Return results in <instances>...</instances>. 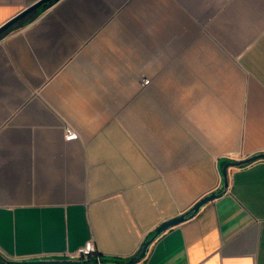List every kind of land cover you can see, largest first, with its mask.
Listing matches in <instances>:
<instances>
[{
    "label": "crops",
    "instance_id": "0c3cea01",
    "mask_svg": "<svg viewBox=\"0 0 264 264\" xmlns=\"http://www.w3.org/2000/svg\"><path fill=\"white\" fill-rule=\"evenodd\" d=\"M40 0H0V27ZM150 79L148 85H142ZM71 127L75 136L66 140ZM264 153V0H58L0 37V251L130 258ZM136 264H264V160Z\"/></svg>",
    "mask_w": 264,
    "mask_h": 264
},
{
    "label": "water",
    "instance_id": "95a60500",
    "mask_svg": "<svg viewBox=\"0 0 264 264\" xmlns=\"http://www.w3.org/2000/svg\"><path fill=\"white\" fill-rule=\"evenodd\" d=\"M51 0H40L37 3L27 7L21 13L10 19L7 23H5L2 27H0V37L7 33L11 27L16 24L18 21L24 19L26 16L31 14L32 12L39 9L44 4L48 3ZM264 160V153H257L255 155H251L250 157L239 160V161H229L225 165L222 166V178L223 182L220 188L204 198H202L198 203H196L191 209L187 212L183 213L178 217L170 218L160 224L150 236H148L141 248V252L131 256L130 258H123L120 261H101L98 260L97 263H88L86 258L73 257L68 255H60V256H39V257H28V258H10L3 254L0 251V264H136L145 258L148 253V249L152 242L157 239L163 232L169 229L172 226H175L179 223L184 222L185 220L195 217L207 204L216 200L217 198L225 195L229 188V169L230 168H241L247 165H250L254 162Z\"/></svg>",
    "mask_w": 264,
    "mask_h": 264
},
{
    "label": "trees",
    "instance_id": "16d2710c",
    "mask_svg": "<svg viewBox=\"0 0 264 264\" xmlns=\"http://www.w3.org/2000/svg\"><path fill=\"white\" fill-rule=\"evenodd\" d=\"M56 2V0H52V1H49L48 3H46L45 5H44V7L43 8H47V7H49V6H51L52 4H54ZM38 15V14H37ZM36 15V16H37ZM35 16V17H36ZM34 17V18H35ZM34 18H32V19H34ZM31 19V20H32ZM31 20H29V21H26V23L25 24H27L28 22H30ZM23 21V20H22ZM22 21H19L18 23H16L15 25H21V26H23V25H25L24 23H22ZM22 23V24H21ZM14 25V26H15ZM13 26V27H14ZM227 162L225 161V162H223V165H225ZM222 165V166H223ZM152 234V232L149 234V236ZM141 250H142V248H140L137 252H136V254L137 253H139V252H141ZM135 255V254H134ZM87 260V262L88 263H97L98 262V260H101V261H120V260H123V258H118V257H114V256H107V255H105V254H103L102 252H100L98 249H95V251L94 252H91L88 256H87V258H86Z\"/></svg>",
    "mask_w": 264,
    "mask_h": 264
},
{
    "label": "built area",
    "instance_id": "2783aa9c",
    "mask_svg": "<svg viewBox=\"0 0 264 264\" xmlns=\"http://www.w3.org/2000/svg\"><path fill=\"white\" fill-rule=\"evenodd\" d=\"M150 83V79H144L142 82V85H148ZM75 136V131L71 127H67L65 130V138L66 140H71ZM96 247L93 243L89 242L85 246H82L77 252L72 254L73 257H79V258H87V256L94 252Z\"/></svg>",
    "mask_w": 264,
    "mask_h": 264
},
{
    "label": "rangeland",
    "instance_id": "374dc122",
    "mask_svg": "<svg viewBox=\"0 0 264 264\" xmlns=\"http://www.w3.org/2000/svg\"><path fill=\"white\" fill-rule=\"evenodd\" d=\"M42 9H40L39 11H41ZM39 11H38V13H34L33 15H31V16H29V17H27V18H25L23 21H22V23H26V21H29V20H31L32 18H34L37 14H39ZM21 23V24H22ZM19 27H21V25L19 24V25H15L14 27H12L6 34H8V33H10L11 31H13V30H15V29H17V28H19Z\"/></svg>",
    "mask_w": 264,
    "mask_h": 264
},
{
    "label": "flooded vegetation",
    "instance_id": "af4514ba",
    "mask_svg": "<svg viewBox=\"0 0 264 264\" xmlns=\"http://www.w3.org/2000/svg\"><path fill=\"white\" fill-rule=\"evenodd\" d=\"M51 1H52V0H51ZM56 1H58V0H56ZM44 5H45V4H44ZM44 5L41 6L39 9H37L36 11L32 12L31 14H29L28 16H26L25 18H27V17L33 15L34 13H38V11H39L40 9H42V8L44 7ZM25 18H24V19H25ZM24 19H22V20H24ZM22 20H20V21H22ZM18 22H19V21H18ZM18 22H17V23H18ZM14 25H15V24H14ZM14 25H13V26H14ZM13 26H12V27H13ZM12 27H11V28H12Z\"/></svg>",
    "mask_w": 264,
    "mask_h": 264
}]
</instances>
